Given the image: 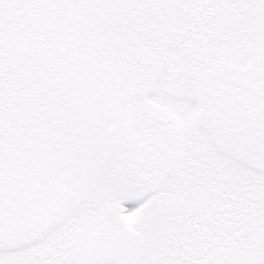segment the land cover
<instances>
[{
	"label": "snow or ice",
	"instance_id": "6c2138e0",
	"mask_svg": "<svg viewBox=\"0 0 264 264\" xmlns=\"http://www.w3.org/2000/svg\"><path fill=\"white\" fill-rule=\"evenodd\" d=\"M0 264H264V0H0Z\"/></svg>",
	"mask_w": 264,
	"mask_h": 264
}]
</instances>
